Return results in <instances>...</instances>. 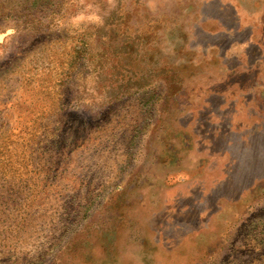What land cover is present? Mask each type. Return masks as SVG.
Listing matches in <instances>:
<instances>
[{
  "label": "rangeland",
  "instance_id": "obj_1",
  "mask_svg": "<svg viewBox=\"0 0 264 264\" xmlns=\"http://www.w3.org/2000/svg\"><path fill=\"white\" fill-rule=\"evenodd\" d=\"M69 4L0 0V264H264V0Z\"/></svg>",
  "mask_w": 264,
  "mask_h": 264
},
{
  "label": "clouds",
  "instance_id": "obj_2",
  "mask_svg": "<svg viewBox=\"0 0 264 264\" xmlns=\"http://www.w3.org/2000/svg\"><path fill=\"white\" fill-rule=\"evenodd\" d=\"M75 5L76 11L68 16H58L55 19L57 30H67L70 34H83L90 27H102L105 17L116 8V0H107V10L94 2V0H70L68 6ZM147 7L155 11L157 0H147Z\"/></svg>",
  "mask_w": 264,
  "mask_h": 264
}]
</instances>
